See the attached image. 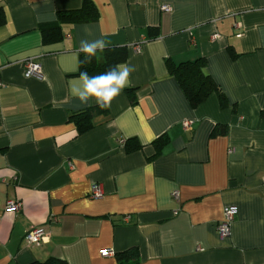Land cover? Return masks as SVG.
Listing matches in <instances>:
<instances>
[{
    "label": "crops",
    "instance_id": "0c3cea01",
    "mask_svg": "<svg viewBox=\"0 0 264 264\" xmlns=\"http://www.w3.org/2000/svg\"><path fill=\"white\" fill-rule=\"evenodd\" d=\"M84 1L0 0V264H264V0H89L97 22H64L61 39L46 40L43 28ZM101 38L126 47L135 71L108 116L79 135L69 116L98 106L70 82L81 40ZM199 58L226 108L212 95L193 109L168 72L169 60ZM28 60L40 76H25ZM217 126L227 134L211 137ZM132 139L142 148L129 153ZM9 201L22 209L8 212ZM228 207L237 214L222 238ZM33 227L48 238L27 247ZM131 249L137 261L121 260Z\"/></svg>",
    "mask_w": 264,
    "mask_h": 264
},
{
    "label": "trees",
    "instance_id": "16d2710c",
    "mask_svg": "<svg viewBox=\"0 0 264 264\" xmlns=\"http://www.w3.org/2000/svg\"><path fill=\"white\" fill-rule=\"evenodd\" d=\"M99 13L95 5L85 0L81 9L71 12H59L58 21L52 25H47L43 28L45 39L48 41H58L62 37L61 25L64 22L72 24H89L97 22ZM6 22L5 13L0 7V27ZM129 53L126 47L123 48H105L102 52L97 51L96 55L88 58L85 53L80 55L79 69L75 76H79L81 72L86 71L89 76H96L104 73L110 66L125 63L128 59ZM167 69L169 74L176 79L183 93L185 94L190 106L196 109L201 104L206 102L209 97L216 95L219 98L220 105L224 109L228 106L227 99L215 83L211 76L206 71V61L199 58L195 61L183 62L175 64L172 61H167ZM127 94L135 103V91L127 90ZM100 116H108V109L100 107H90L86 110L72 113L69 116V121L74 123L77 127L79 135H83L95 128V119ZM264 116V113H263ZM227 134V126H217L211 133V137L224 136ZM167 138L164 136L156 140L153 144L157 149L159 155L164 145H166ZM142 148L141 144L136 140H129L126 144L127 152L137 151ZM123 258L133 259L137 261L138 252L131 249L120 255ZM127 261V260H126ZM32 264H68L66 261L50 258L45 262H34ZM123 264H130L125 262Z\"/></svg>",
    "mask_w": 264,
    "mask_h": 264
},
{
    "label": "clouds",
    "instance_id": "9594fccd",
    "mask_svg": "<svg viewBox=\"0 0 264 264\" xmlns=\"http://www.w3.org/2000/svg\"><path fill=\"white\" fill-rule=\"evenodd\" d=\"M106 47L107 44L102 38L93 41L81 40L79 50L90 59L98 50L102 52ZM134 71L135 68L126 63L110 66L104 73L96 76H89L84 71L77 79L70 82V92L83 104L89 105V101L94 99L96 106L107 109L129 85L130 75Z\"/></svg>",
    "mask_w": 264,
    "mask_h": 264
},
{
    "label": "built area",
    "instance_id": "2783aa9c",
    "mask_svg": "<svg viewBox=\"0 0 264 264\" xmlns=\"http://www.w3.org/2000/svg\"><path fill=\"white\" fill-rule=\"evenodd\" d=\"M161 10L163 12H171L172 8L169 5H162ZM216 38V36L214 37ZM25 76L27 78L40 76L41 75V65L34 62L33 60H28L23 64ZM184 129L187 131L193 130V124L190 121H185L183 123ZM104 195V190L101 185L94 184L91 191V197L94 199H99ZM173 198L178 199V192H173ZM8 212H18L22 209V204L15 201H9L7 204ZM176 214V212H175ZM237 210L235 207H228L224 211V220L218 226V232L222 238L230 235V227L235 219ZM48 238V233L44 228L33 227L29 230L25 237V243L27 247H38L41 246ZM101 255L105 258H110L115 255V252L111 249H105L101 251Z\"/></svg>",
    "mask_w": 264,
    "mask_h": 264
}]
</instances>
